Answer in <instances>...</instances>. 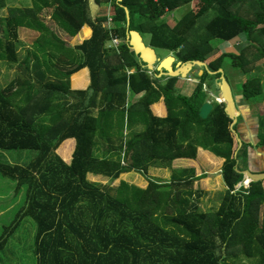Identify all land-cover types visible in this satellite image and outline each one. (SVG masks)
<instances>
[{
  "label": "trees",
  "instance_id": "1",
  "mask_svg": "<svg viewBox=\"0 0 264 264\" xmlns=\"http://www.w3.org/2000/svg\"><path fill=\"white\" fill-rule=\"evenodd\" d=\"M96 2L110 3L111 29L103 26L105 14L93 15L90 0H32L30 6L0 0V11L8 8V15L0 13V61L23 65V75L0 87V150L37 152L27 165L0 162V173L16 181L24 197L13 228L25 217L35 221L37 264H229L228 258L240 255L264 264V178L237 187L244 181L252 144L242 140L239 147L225 103L214 101L208 117L200 116L207 78L213 76L219 89L220 73L208 70L216 72L224 63L246 75L240 93L248 103L263 92L264 77L251 64L264 59V0ZM187 4L191 8L175 24L164 18ZM46 8L52 9L60 35L40 18ZM85 25L91 37L70 46V37ZM19 28L39 32L22 61ZM130 29L148 33L151 46L173 52L181 62L206 63L208 70L196 76L190 96L176 88L178 77L148 72L126 41ZM82 34L89 35L86 29ZM243 34L248 45L239 52H221L212 43ZM111 36L123 40L119 51L112 49L114 62L107 47ZM30 57L38 83L32 81ZM83 67L90 71L89 88L73 90L69 79ZM46 70L54 77H47ZM98 93L94 116L90 107ZM130 94L141 96L128 103ZM70 95L71 104L62 101ZM161 99L165 116L151 108ZM233 128L239 134L237 123ZM113 137L121 139L118 147ZM70 139L74 145L67 160L61 152ZM257 146L264 147V133L258 134ZM199 147L224 159L226 188L216 210L199 208L203 192L194 185L204 176H196L193 167L174 170L169 181L149 178L146 187L125 180L113 184L123 173L147 174L151 166L172 167L177 158H196ZM10 233L0 235V251Z\"/></svg>",
  "mask_w": 264,
  "mask_h": 264
},
{
  "label": "rangeland",
  "instance_id": "2",
  "mask_svg": "<svg viewBox=\"0 0 264 264\" xmlns=\"http://www.w3.org/2000/svg\"><path fill=\"white\" fill-rule=\"evenodd\" d=\"M8 5H17V6H30L32 4V0H7ZM191 7V4L184 5L182 7H179L178 9H175L170 12H166L164 14V18L168 21L172 20L175 22L178 21L181 16ZM0 13L3 16L8 15V8H2ZM51 13L52 9L46 8L43 10L40 14V18L42 21H44L46 24L51 26L53 30H55L60 35V28L57 26V24L51 19ZM241 13H246L243 8H241ZM212 15L210 14L207 16V19L210 18ZM1 34V33H0ZM18 55H19V61H22L28 52H32L34 49L33 43L36 41V39L39 36V32L29 29V28H19L18 31ZM145 40L146 36L143 34ZM242 39V40H241ZM109 42V41H108ZM212 43L216 46V48H222L225 50H235V51H241L245 46L248 45V41L245 37L241 38L238 37L231 42H229L230 47H226L227 42L226 41H220V43L216 40L212 41ZM158 56L162 57L164 54H166V51L164 49L157 48ZM30 61V71L32 76V81L38 83L39 80H37V76L34 73L33 68V61L34 59L32 57ZM226 63H224L225 65ZM23 65L19 63H9L6 61H0V87L7 86L16 76L23 75ZM251 67L253 69L260 73L264 77V59L254 62L251 64ZM136 69V68H135ZM225 75L228 78L230 84L232 85V89L234 92V97L237 102V110H238V119H237V130L247 132L248 134H244V138L249 141L252 145L249 147V159L248 168L255 171L260 172L264 171V147L257 146L258 142V134L264 133V80H263V92L252 98L249 103L251 108L245 104H243V101L241 99V96L239 95L238 86L242 79L246 78V75H241L240 72L237 70V68H234L230 66L228 63L226 66ZM199 77V76H198ZM215 78L213 76L207 78V93L209 94V98L214 102L217 101L216 98L220 97V89L216 88L215 85ZM165 79L163 80V82ZM206 84V83H205ZM204 84V85H205ZM206 88V85L204 89ZM212 91H211V90ZM179 91V89H178ZM219 93V94H218ZM208 97V96H207ZM62 101H64V98H62ZM240 101V102H239ZM239 102V103H238ZM239 104V106H238ZM95 108L92 109L94 111ZM244 115L245 117L253 116L257 117V119L252 120L251 119V125H253L252 128L246 129V126L243 125L245 123V120H241V115ZM261 115V116H260ZM128 114L125 112L124 115V127H125V133H128ZM262 119V122L260 120ZM259 119V120H258ZM261 123V126H258V128L255 131L254 124ZM136 129V128H135ZM140 129V127L138 128ZM246 129V131L244 130ZM113 144L118 147L121 144V139L119 137H115L113 139ZM262 154V155H260ZM37 155V152L35 150L27 149V150H0V162L3 163H11V164H21V165H27L35 156ZM240 162L244 166V159L240 157ZM241 165V164H240ZM214 169L211 171L209 167H202L204 178L199 179L195 182L194 187L200 188L202 190V197L199 202V208L203 211H212L218 209L221 199L225 193V185L223 182V179L220 177V183L217 181L218 176L221 174V167L216 163V166L214 164ZM208 171V173H207ZM133 174H128L122 176L125 178L126 181L132 184H136L138 186H144L146 182H148V173L143 174L140 172H136L133 170ZM143 178V179H142ZM157 179V178H153ZM91 180V179H90ZM146 180V181H145ZM158 180V179H157ZM160 181V180H159ZM107 182V181H106ZM103 182V183H106ZM250 183V182H249ZM249 183L246 184V186H249ZM113 184H118V180L116 179L113 181ZM264 184V181H263ZM24 205V197L23 192H17L16 190V181L13 179L3 176L0 173V235L5 231H11V233L8 236L7 243L3 250L0 251V264H37V258L33 252L34 248V239L36 234V223L35 221L30 217H25L23 219H19L17 222V226L13 228L12 222L16 218V214L21 210L22 206ZM229 264H253V261L246 260L242 255H240V258L237 260H234L233 258H228Z\"/></svg>",
  "mask_w": 264,
  "mask_h": 264
},
{
  "label": "crops",
  "instance_id": "3",
  "mask_svg": "<svg viewBox=\"0 0 264 264\" xmlns=\"http://www.w3.org/2000/svg\"><path fill=\"white\" fill-rule=\"evenodd\" d=\"M90 5H91V8H92V12H93V15H97L98 13H101V14H105L106 16L108 15V13L111 11V5L110 3H104V4H98L96 2V0H90ZM192 6V5H191ZM191 8V7H190ZM189 8V9H190ZM170 12V11H168ZM171 13V12H170ZM170 18H168V22L169 24H175V20L172 21V20H169ZM113 24L114 22H107L105 21L103 23V26L104 27H108L110 26V29L113 27ZM87 30V32L89 33L88 36H84L82 33L84 30ZM61 34V33H60ZM92 35V29L91 27H89L88 25H85L83 26V28L80 30V32L76 35V36H73V37H70V40H68V43L70 44V46H76V45H79L81 44L85 39H88L90 38ZM144 35H142L143 37ZM145 36H146V40L145 38L143 37V40L146 44L150 45V35L148 33H145ZM239 37L243 38L246 36L243 34V35H240ZM238 38V37H237ZM242 40V39H241ZM227 44H226V47H230L231 45H229V42L231 41H226ZM108 45H110V42H107V47ZM151 46V45H150ZM157 51V48L154 47ZM112 49L113 50H117L119 51V49H116L114 47L111 48V51L109 52L110 53V58L111 60L114 62L116 60V55H114V53L112 52ZM159 49H162V48H159ZM166 51V54H164L161 58H165L169 55H172L176 58V61H180L175 55L173 52H170L166 49H164ZM220 51L221 52H224V51H227L225 49L220 48ZM175 61V62H176ZM174 62V63H175ZM228 63H226L223 68H224V71H226V66H227ZM231 66V65H230ZM203 68L202 67H193V73L191 74H188L186 78H182V77H178L177 79V82H176V88L179 89V92H181L182 94L184 95H187V96H190L194 89L196 88L197 84H198V80L196 79V76L200 75L201 74V70ZM136 69L133 67V68H129L128 71H132L134 72ZM131 72V73H132ZM46 73H47V77L49 78H53L54 76L50 75V73L47 72L46 70ZM226 76V75H225ZM165 77V76H164ZM228 79V78H227ZM245 79V78H244ZM242 79V81L244 80ZM69 86L71 89H80V90H87L89 88V85L91 83V77H90V71H89V68L88 67H83L81 69H79L78 71H76L75 73H73L69 79ZM241 81V82H242ZM240 82V83H241ZM206 88L204 89V91L206 92L207 96H206V100H211L209 98V94L207 93V88H208V85H207V82H206ZM204 87V86H203ZM211 90V89H210ZM212 91V90H211ZM238 91H239V95L241 96V99L243 101V104L250 106L251 103H248L246 100L243 99L241 93H240V84L238 86ZM91 94V92L89 93ZM219 94V93H218ZM141 95H129L128 97V103L130 102H134L135 100H137ZM74 100V97L72 95L68 96L67 98L64 99V101H66L68 104H71ZM98 100H99V93L97 95V99L96 101H94L93 103H91V107H90V113L94 116H96L98 114V110H99V105H98ZM240 102V101H239ZM238 102V103H239ZM155 106H158L160 108L159 111L156 110ZM239 106V104H238ZM95 108L94 111H92V109ZM152 108V111L154 112V114L156 115H159V116H165L167 114V110H166V107H165V104L163 102V100L161 99L160 101H158L157 103H154L152 104L151 106ZM241 115V114H240ZM241 120L244 121L245 120V123H243V125L246 126V129L247 127L248 128H252L253 125H251V119L254 120V119H257V117H255V115L253 116H249V117H245L244 119V115L242 116L241 115ZM252 126V127H251ZM259 124L257 123L256 125L254 124V128H255V131L256 129L258 128ZM135 128V127H134ZM246 129H244L246 131ZM129 131V130H128ZM239 132V136L242 140L246 141V142H249L247 141L244 136V134H248L247 132H244L242 133V131H238ZM125 133V132H124ZM113 139H115V137H113ZM73 145H74V142L73 140H68L67 141V145H66V151L63 150L61 152V155L63 157H65L67 160L70 159L71 157V152L73 150ZM102 144H99V146H101ZM100 148H102L100 151H102L104 148L103 146H101ZM60 152V151H59ZM264 155V153H262ZM260 154V155H262ZM249 155H250V152H249ZM223 161L224 159L221 158V157H218L216 156L214 153H212L211 151L207 150V149H204L202 147H199L198 148V151H197V156L196 158H177L173 161V164H172V167H157V166H151L150 169L148 170L149 173H148V176H151V177H148V178H157L158 180L160 181H169L171 179V176L174 172V170H178V169H181V168H191L193 167L195 169V172H196V176H201V174H203V171H202V167H209L211 169V171L215 168L214 167V164L216 166V163L220 166H222L223 164ZM249 169V168H248ZM251 170V169H250ZM253 171V170H252ZM135 172L131 171V172H128V173H123L121 174V176L117 179L118 180V184L121 180H125V178H123L122 176L124 175H128V174H133ZM208 173V171H207ZM92 175H95L93 173H89L88 174V178L92 180ZM97 176H100L101 178L102 177H105L103 175H97ZM221 178H222V175L220 174ZM108 179V177H105ZM143 179V178H142ZM223 179V178H222ZM92 181H95V180H92ZM126 181V180H125ZM146 181V180H145ZM198 181V180H197ZM100 182V181H99ZM148 184V182H146L144 184V186H141V187H146Z\"/></svg>",
  "mask_w": 264,
  "mask_h": 264
},
{
  "label": "water",
  "instance_id": "4",
  "mask_svg": "<svg viewBox=\"0 0 264 264\" xmlns=\"http://www.w3.org/2000/svg\"><path fill=\"white\" fill-rule=\"evenodd\" d=\"M123 0H118L121 2ZM127 15V26L130 24V15L127 7H124ZM126 41L129 43L130 47L133 49L134 53L139 56L141 61L145 64V67L150 73L157 71V77L160 78L162 76L167 77H182L186 78L188 74L193 73V67L199 66L203 69L201 70V74L204 70H208L205 62L200 60L189 61V62H181L176 61V58L172 55H169L165 58H161L158 56L156 49L153 46L146 44L143 40L141 33L137 30L130 29L126 38ZM176 61V62H175ZM175 62V63H174ZM210 74L220 73V77L217 81V85L220 89V97L225 103V111L228 116L232 119V123L230 125L233 132L237 135V139L239 142V147L242 145V139L240 138L237 131L233 128L237 123L238 119V110H237V102L234 97V92L232 89V85L229 80L225 76L224 68H220L218 71H209ZM200 74V75H201ZM214 108V102L212 100L205 101L200 108V116L202 118L208 117ZM237 151L235 152V155ZM244 181L243 183H239L237 187H240L242 184L246 185L251 181H258L264 178V171L261 172H253L250 169L243 170Z\"/></svg>",
  "mask_w": 264,
  "mask_h": 264
},
{
  "label": "built area",
  "instance_id": "5",
  "mask_svg": "<svg viewBox=\"0 0 264 264\" xmlns=\"http://www.w3.org/2000/svg\"><path fill=\"white\" fill-rule=\"evenodd\" d=\"M106 21H107V22H113V20H112V15H111V11L108 13V15H107V20H106ZM107 28L110 29V26H108ZM109 42H110V45H108V48H112V47H114V48L118 49L119 45L123 42V40H122L121 38H119V37L111 36ZM131 72H132V71H128V73H131ZM148 72H149V71H148ZM149 73H150V72H149ZM204 87H205V85H204ZM216 100H217V102H219V103H224L223 100H222L221 98H218V97H217Z\"/></svg>",
  "mask_w": 264,
  "mask_h": 264
}]
</instances>
